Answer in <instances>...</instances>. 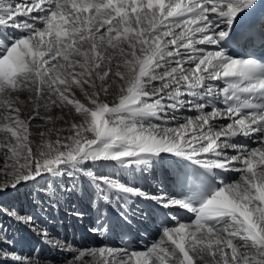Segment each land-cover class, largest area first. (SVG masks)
<instances>
[{
    "label": "snow or ice",
    "instance_id": "snow-or-ice-1",
    "mask_svg": "<svg viewBox=\"0 0 264 264\" xmlns=\"http://www.w3.org/2000/svg\"><path fill=\"white\" fill-rule=\"evenodd\" d=\"M0 264H264V0H0Z\"/></svg>",
    "mask_w": 264,
    "mask_h": 264
},
{
    "label": "bare ground",
    "instance_id": "bare-ground-1",
    "mask_svg": "<svg viewBox=\"0 0 264 264\" xmlns=\"http://www.w3.org/2000/svg\"><path fill=\"white\" fill-rule=\"evenodd\" d=\"M6 200L10 201L12 200L11 197H6ZM22 200V197H19V198H16V201L17 203H20V201ZM85 223H87V221H85ZM66 225H70V230L72 231L69 232L70 233V236L75 233V235L80 238L83 233L85 232V228L82 224H80V222L78 221H74V220H70V219H65V222H64V225L61 227L59 225H57V230L60 231V232H63V233H66ZM67 234V233H66ZM30 240L27 238V235L25 233H22L21 234V238L18 242V246L20 247H24L25 249L30 247Z\"/></svg>",
    "mask_w": 264,
    "mask_h": 264
},
{
    "label": "rangeland",
    "instance_id": "rangeland-1",
    "mask_svg": "<svg viewBox=\"0 0 264 264\" xmlns=\"http://www.w3.org/2000/svg\"><path fill=\"white\" fill-rule=\"evenodd\" d=\"M68 226H69V225H68ZM69 228H70V227H69ZM69 230H70V229H69ZM67 231H68V229H67V227H66V233H68ZM69 232H70V231H69ZM66 233H65V234H66ZM69 236H70V235H69Z\"/></svg>",
    "mask_w": 264,
    "mask_h": 264
}]
</instances>
